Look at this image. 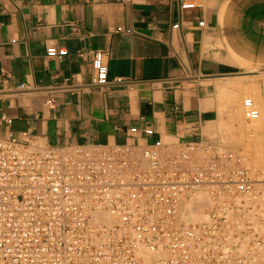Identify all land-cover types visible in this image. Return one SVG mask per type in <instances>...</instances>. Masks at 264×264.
<instances>
[{
  "label": "crops",
  "instance_id": "0c3cea01",
  "mask_svg": "<svg viewBox=\"0 0 264 264\" xmlns=\"http://www.w3.org/2000/svg\"><path fill=\"white\" fill-rule=\"evenodd\" d=\"M95 51L128 81L92 85ZM242 62L264 63V0H0V113L12 118L0 137L39 149L203 139L214 84Z\"/></svg>",
  "mask_w": 264,
  "mask_h": 264
},
{
  "label": "built area",
  "instance_id": "2783aa9c",
  "mask_svg": "<svg viewBox=\"0 0 264 264\" xmlns=\"http://www.w3.org/2000/svg\"><path fill=\"white\" fill-rule=\"evenodd\" d=\"M46 54L62 56L66 49L52 46ZM107 54L93 53L92 85L126 83L124 77L109 79ZM244 106L248 118L258 115L251 99ZM11 123L0 113V124ZM143 132L154 131L146 125ZM226 150L202 139L164 143L160 138L144 146L37 149L11 133L0 137V264H144L139 247L167 250L168 258L155 264H264L240 243L248 230L247 208L233 202L237 193L264 194V185L251 181L254 175L239 161L223 163L234 157ZM196 190L213 199L209 222L177 226L178 196ZM102 209L115 219L110 225L93 222ZM223 228L234 242H224ZM214 236L220 241L209 243ZM259 239L264 246V237Z\"/></svg>",
  "mask_w": 264,
  "mask_h": 264
},
{
  "label": "bare ground",
  "instance_id": "6f19581e",
  "mask_svg": "<svg viewBox=\"0 0 264 264\" xmlns=\"http://www.w3.org/2000/svg\"><path fill=\"white\" fill-rule=\"evenodd\" d=\"M225 85H226V83L221 88H223ZM255 93H256V91H255ZM254 95H256V94H254ZM252 96H253V94H252ZM254 97L257 98V96H254ZM246 99H251V98H246ZM254 102H255V98H254ZM254 102L252 101L254 108H256L255 104L257 103V101H256V103H254ZM237 105H239V104H237ZM259 105L264 106V103H260ZM260 106H259L260 109H264V108H261ZM242 107H240V108H242L243 111H241V109H237L236 112L234 111L235 113L232 112L234 114L230 115V117L234 122L236 121V123H238L237 128L239 129V131L241 130L240 132H243L244 134L245 133L251 134V135H253V139H254L258 135H261V133H262V132H259L258 130H259V127L262 126L260 123L264 124V111H260V110H258L259 108H256L258 111V115L255 118H248L246 116V113H245L244 102H243ZM242 115L246 120L243 119ZM235 126H237V125H235ZM262 127H264V126H262ZM231 130H232V128H231ZM261 130H264V129H261ZM231 133H232V131H231ZM249 138H250V136H249ZM258 138H260L261 143H264V139L261 140L262 136H260ZM199 139H201V138H199ZM202 140H204V139H202ZM187 141H193V140H187ZM204 141H207V140H204ZM207 142H213V141L208 140ZM253 142H254V140H253ZM256 142H258V141H256ZM256 142H254V143H256ZM164 143H166V142H164ZM214 143L217 144L218 146L222 147V149H224V150L228 149L226 151L233 152L232 153L234 155L233 159L232 160L222 159L223 163L230 164L231 162L239 161L240 166L245 167L244 169H247L249 172H251L254 175L253 176L254 178L251 179V181H253L255 184L264 185V177H260L255 172H253V170H251V169H253V168H251L252 165L250 166V168H248L249 166L247 164H250L248 162L251 160L250 158H252V157H249V160H247L248 157L246 155H244L245 153L243 154L244 151H242L241 149L239 151L238 149L221 145L218 142H214ZM237 144H238V142H237ZM258 144L260 145V142H258L257 145ZM261 145H262V148H264V144H261ZM249 146H250V144H249ZM33 147H35V146H33ZM250 148H251V146H250ZM252 148H253V146H252ZM262 148H260V147L258 148L255 145V147L253 149L254 152L252 153L253 155L256 156L255 160H257L258 163L260 164V165H258L261 167L260 170H264V149H262ZM37 149H39V148H37ZM223 154L226 155L227 153L223 152ZM250 156H252V155H250ZM253 158H252V162H253ZM254 167H255V170H257L256 169L257 166H254ZM257 171H259V170H257ZM225 195L226 194H223L222 196H225ZM233 202L236 203L238 205V207L247 208V209H245V218H246V221L248 224V230L245 231V233L243 234V237L240 240V243L245 245V246H249V248L251 249V252L254 253L253 256L255 259L261 258L262 260H264V246H262V244L259 243L260 242L259 236L264 237V194H261V195H256V194L243 195L241 193H237L234 196ZM212 203H213V199L209 195V193L206 191L196 190V191H186V192L182 193L181 195L178 196V198L175 202L174 224H176L177 226H188V227L199 228L201 225L209 222L208 213H209V210L212 208ZM228 214H230V213H228ZM114 221H115V219L106 210L102 209V210L94 212V218H93L94 223L110 225ZM228 233H229L228 229L223 228L221 235H226V237H224V242L225 243L234 242L235 241L234 238L228 237ZM218 240L220 241V238L218 236L208 238L209 243H217ZM227 247H225V249H227ZM137 252L139 255H141L144 264H155V259H159V258L167 259L168 258L167 250L163 251V250H160L159 248H155L153 250H150V249L145 248V247H139ZM194 258L195 257L192 256V259H194ZM203 264H205V263H203ZM221 264H227V263L223 262Z\"/></svg>",
  "mask_w": 264,
  "mask_h": 264
},
{
  "label": "rangeland",
  "instance_id": "374dc122",
  "mask_svg": "<svg viewBox=\"0 0 264 264\" xmlns=\"http://www.w3.org/2000/svg\"><path fill=\"white\" fill-rule=\"evenodd\" d=\"M241 2H243V1H241ZM221 45L222 44H220L219 47ZM238 66H242V69H239V73L234 74L233 75L234 77L229 79V80H232V81L234 80V81L227 83L222 88V91L217 90L216 84H214L215 86H213V93H214L213 98L214 99H213V102L211 104L214 105L216 110H217V118L215 119V121H213L208 126V128H209L208 130L205 129L203 139L207 140V141L210 140L213 142H218L221 145L231 147V148H235V149H238L239 151L241 149L242 151H244L243 154L245 153L244 155H246L248 157L247 160H249V157H252V158L254 157L253 162H252V158H250L251 160L248 162L250 164H247L249 166V167L248 166L247 167L250 168V166L252 165L251 168H253V169H251V170H253V172H255L260 177H264V170H260L261 167L258 166L260 164L258 163L257 160H255L256 156L252 154L254 152L253 149H254L255 145L258 148L259 147L262 148L261 144H264V143H261L260 138H258V137L262 136L261 140L264 139V130H261V129H264V127H262V126H264V124L260 123L262 126L259 127V130H258L259 132H262L261 135H258L257 137L254 135L256 138L253 139V135L246 134V133L244 134L243 132H240L241 130L239 131V129L237 128L238 123H236V121L234 122L230 117V115H233L237 109H241V111H243L242 106H243V102L246 98H251V100L253 102H254V98H255L254 103H256V101H257V103L255 104L256 108H259L260 103H264V63H259V62L243 63L242 62L241 64H238ZM229 80H226V79L223 81L218 80V82H225V81H229ZM255 91H256V93H255ZM252 94H253V96H252ZM254 94H256V95H254ZM254 96H257V98ZM237 104H239V105H237ZM240 107H242V108H240ZM260 107L264 108V106H260ZM258 110L264 111V109H260V108ZM232 112H234V113H232ZM242 117H243V115H242ZM243 119H245V118L243 117ZM211 125H212V127H211ZM235 125H237V126H235ZM231 128H232V130H231ZM231 131H232V133H231ZM249 136H250V138H249ZM253 140H254V142H256V141L260 142V145L259 144L257 145L258 142L254 143ZM237 142H238V144H237ZM249 144H250L251 148L253 146L252 149L250 148ZM262 149H264V148H262ZM250 155H252V156H250ZM254 166H257L256 169L259 171L255 170Z\"/></svg>",
  "mask_w": 264,
  "mask_h": 264
}]
</instances>
